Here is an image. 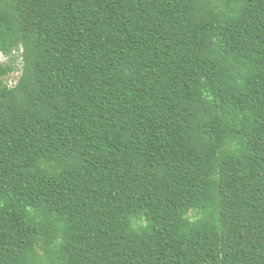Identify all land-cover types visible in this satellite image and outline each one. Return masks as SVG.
<instances>
[{
  "label": "trees",
  "instance_id": "trees-1",
  "mask_svg": "<svg viewBox=\"0 0 264 264\" xmlns=\"http://www.w3.org/2000/svg\"><path fill=\"white\" fill-rule=\"evenodd\" d=\"M0 51V264H264V0H0Z\"/></svg>",
  "mask_w": 264,
  "mask_h": 264
},
{
  "label": "rangeland",
  "instance_id": "rangeland-1",
  "mask_svg": "<svg viewBox=\"0 0 264 264\" xmlns=\"http://www.w3.org/2000/svg\"><path fill=\"white\" fill-rule=\"evenodd\" d=\"M1 61L6 62L7 59H2ZM19 61L22 62L21 56L19 57ZM22 68H23V66L20 67L18 71H16V72L14 71V72H12V74H10L8 76V78L10 79V85L11 86H14L18 82V78H19L21 72L23 71Z\"/></svg>",
  "mask_w": 264,
  "mask_h": 264
},
{
  "label": "built area",
  "instance_id": "built-area-1",
  "mask_svg": "<svg viewBox=\"0 0 264 264\" xmlns=\"http://www.w3.org/2000/svg\"><path fill=\"white\" fill-rule=\"evenodd\" d=\"M21 52H22V50H20ZM13 52H15V50L13 51ZM8 58V56H6L2 51H0V61L2 60V59H7ZM2 62V61H1Z\"/></svg>",
  "mask_w": 264,
  "mask_h": 264
}]
</instances>
